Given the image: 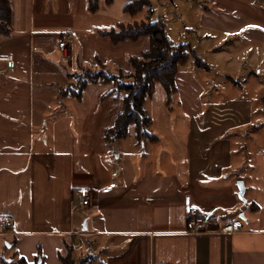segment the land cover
Segmentation results:
<instances>
[{"label": "crops", "instance_id": "crops-1", "mask_svg": "<svg viewBox=\"0 0 264 264\" xmlns=\"http://www.w3.org/2000/svg\"><path fill=\"white\" fill-rule=\"evenodd\" d=\"M80 1L70 10L69 0H11L13 34L0 40V57L16 63L0 59V215L13 226L0 233V264L16 254L61 264L71 237L85 264H264V145L255 158L236 146L264 139V0H204L187 32L207 67L193 57L180 66L171 109L155 85L156 137L126 152L104 139L123 108L104 97L109 85L89 84L81 99L60 87L98 58L117 62L123 45L147 51L150 38L114 44L100 34L132 22L127 0H100L96 12ZM65 32L74 34L63 50ZM81 188L92 192L87 207ZM187 197L208 232L188 231ZM238 219L240 231L220 232Z\"/></svg>", "mask_w": 264, "mask_h": 264}, {"label": "trees", "instance_id": "trees-1", "mask_svg": "<svg viewBox=\"0 0 264 264\" xmlns=\"http://www.w3.org/2000/svg\"><path fill=\"white\" fill-rule=\"evenodd\" d=\"M115 0H106L111 5ZM124 11L135 17L147 10V20L134 23H119L116 27L100 29V34L109 37L114 44L125 40L137 41L142 36L150 38V48L140 56H130L128 61L131 71L122 69L114 74L108 67V62L98 58L94 64L88 65L79 72L68 73L73 79L65 87H60V96L69 93L78 99L82 98L84 90L89 84H107L110 86L104 95L113 96L123 100L122 111L117 115L114 124L107 129L104 135L106 141L125 138L129 134V127L135 125L138 143L144 138H155L149 131L152 117L145 108L147 100L152 97L155 85L160 83L167 95V106L171 109L178 93L177 74L181 65L186 64L192 57L197 65H207L198 56L189 44L174 45L168 36L167 24L163 19L151 20L153 13L151 0H127ZM100 0H89V9L96 12ZM13 34L11 0H0V40ZM116 66V65H115ZM89 67V68H87ZM130 78V82L125 79ZM65 239V238H64ZM65 239L66 253L59 254L61 264H85L87 258L77 259L74 243ZM40 264H45L42 256ZM3 264H29L27 259L18 254L13 255L9 263ZM36 264H39L38 262Z\"/></svg>", "mask_w": 264, "mask_h": 264}, {"label": "rangeland", "instance_id": "rangeland-1", "mask_svg": "<svg viewBox=\"0 0 264 264\" xmlns=\"http://www.w3.org/2000/svg\"><path fill=\"white\" fill-rule=\"evenodd\" d=\"M69 1L71 3L70 10H72V8L75 5L76 0H69ZM79 3H81L80 0H79ZM151 3H152V9H153L151 20L155 21L158 19H163L166 22L168 36L173 42V44L174 45L189 44L191 45L193 49H195L198 52L199 50L195 46V40L193 39L191 33L187 32V28L198 25V21L201 15V10L203 9V3L205 4V1L204 0H151ZM87 6H88V1H87ZM119 8H121V6L117 5L115 9L116 13L122 15L123 14L122 12L124 11H122V9L120 11ZM124 15L128 17L127 20L129 19L132 20V22L130 23H134V22H140V21L147 20L148 12L147 10H144L143 12H141L135 17H130L125 12H124ZM120 21L122 23H125L124 20H120ZM67 23L68 22L64 19L60 23L59 27H64L65 25H67ZM143 39L149 42L148 36L143 37ZM143 45H144L143 42L138 45H123L122 49H120V52L117 55V62H115L114 60L107 61L109 69L114 74H117L119 69H122L125 73L131 71V67H130L128 59L130 56H140L144 51ZM119 54L121 56H119ZM205 55H207V57L210 59V56L208 54H205ZM204 57H202V59H204L203 61H205ZM210 73L211 72H209V74ZM236 77L238 78V76ZM130 81H131L130 78L125 79L126 83ZM243 82H245V80H243ZM177 102H178V99L175 98L172 108L174 105H177ZM151 107H152V97H150L147 100V103L145 105V108L149 111V113L151 112V109H152ZM251 135L252 134H249V136ZM249 136L246 135L245 137L244 136L239 137L238 140L236 139L237 140L236 146L243 147L245 143L247 145V151L245 153L248 156L255 158L256 153L257 151H259L261 145H264V139L262 138L260 141L257 142V140L255 141L250 140ZM135 141H137L135 125H131L129 127L128 136L125 138L119 139L118 141H116L117 143H111V149L112 151L120 150V151L126 152L128 150L134 149ZM234 141H235V138H234ZM143 142L147 143L148 141L143 140ZM80 250L81 249H77L75 252V256L77 259L88 257V256H84V253H82ZM87 259L89 260V257Z\"/></svg>", "mask_w": 264, "mask_h": 264}, {"label": "built area", "instance_id": "built-area-1", "mask_svg": "<svg viewBox=\"0 0 264 264\" xmlns=\"http://www.w3.org/2000/svg\"><path fill=\"white\" fill-rule=\"evenodd\" d=\"M72 38L73 34L71 32H65L59 44L60 48L66 50L70 45ZM0 59L5 61L9 68H14L16 65L14 58L11 55H3ZM79 196L83 207L91 205L92 192L90 189L81 188L79 190ZM185 212L187 214V229L190 233L201 234L208 232L205 227L207 224V218L200 212L199 208L192 202L190 197L185 199ZM243 223L244 222L241 219L230 221L222 227L220 232L223 234L237 232L242 229ZM12 226L13 221L11 218L0 215V233L8 232L11 230ZM78 246L79 245L77 244L74 247L76 248Z\"/></svg>", "mask_w": 264, "mask_h": 264}, {"label": "water", "instance_id": "water-1", "mask_svg": "<svg viewBox=\"0 0 264 264\" xmlns=\"http://www.w3.org/2000/svg\"><path fill=\"white\" fill-rule=\"evenodd\" d=\"M239 188H240V192H239V196H240V198H242V199H245L244 198V193H245V185H244V183L243 182H240L239 183ZM88 228V226H87V223H85V229H87ZM11 261V259H6V262L7 263H9ZM42 262V260H39V264Z\"/></svg>", "mask_w": 264, "mask_h": 264}, {"label": "bare ground", "instance_id": "bare-ground-1", "mask_svg": "<svg viewBox=\"0 0 264 264\" xmlns=\"http://www.w3.org/2000/svg\"><path fill=\"white\" fill-rule=\"evenodd\" d=\"M243 226H244V223H243ZM243 228V227H242ZM240 231V230H239Z\"/></svg>", "mask_w": 264, "mask_h": 264}]
</instances>
